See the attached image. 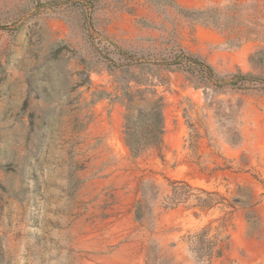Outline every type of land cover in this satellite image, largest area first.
<instances>
[{"label": "rangeland", "instance_id": "rangeland-1", "mask_svg": "<svg viewBox=\"0 0 264 264\" xmlns=\"http://www.w3.org/2000/svg\"><path fill=\"white\" fill-rule=\"evenodd\" d=\"M175 3L0 0V264H264V90L225 83L264 79V0ZM179 51L219 88L163 69ZM135 81L164 119L137 157Z\"/></svg>", "mask_w": 264, "mask_h": 264}, {"label": "trees", "instance_id": "trees-1", "mask_svg": "<svg viewBox=\"0 0 264 264\" xmlns=\"http://www.w3.org/2000/svg\"><path fill=\"white\" fill-rule=\"evenodd\" d=\"M81 1L90 9H93L97 2V0ZM149 1L162 2V6L165 8L177 9L175 0ZM179 11L185 17H196L195 14L201 13L181 9H179ZM59 52V50H56L54 55H57ZM134 60H136V56L133 54L124 51L119 52L118 61L121 63V66L129 68L133 65ZM161 66L167 71L183 72L190 76L192 80H197L198 84L194 85L196 89L202 87L200 85H203V87L212 85L219 88L217 83L219 81L222 82L210 65L199 57L186 55L182 51L178 53L171 52L167 57L161 60ZM225 83L231 88L239 91L249 88L264 90V79L251 74L237 73L231 75ZM143 85L144 84L135 81L134 90L127 85L124 88L118 89L120 94L117 96L118 101L126 110L124 116V141L134 157L139 156L150 147L159 145L164 131L163 99L162 97H158L156 90L150 87L139 89ZM220 242L222 243V240H219L218 235L214 237V241L210 242L212 248H208L207 252L209 262L213 258L222 256L220 249L216 252L213 250V247L218 246Z\"/></svg>", "mask_w": 264, "mask_h": 264}]
</instances>
